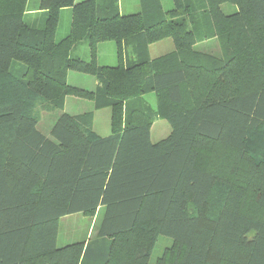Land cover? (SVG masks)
<instances>
[{"label":"trees","instance_id":"1","mask_svg":"<svg viewBox=\"0 0 264 264\" xmlns=\"http://www.w3.org/2000/svg\"><path fill=\"white\" fill-rule=\"evenodd\" d=\"M28 1L0 0V133L11 131L0 264H264V0H171L166 10L138 0L128 14L119 0ZM32 10L39 20L27 19ZM64 10L69 31L56 38ZM167 38L173 49L151 57ZM213 38L218 54L194 47ZM82 39L89 58L70 57ZM108 41L116 66L97 63ZM69 70L94 76L96 90L69 85ZM66 95L110 108V133H94L89 112H62L51 138L40 132L28 99ZM156 118L170 131L152 142ZM98 209L94 239L57 246L62 217ZM160 235L171 244L150 262Z\"/></svg>","mask_w":264,"mask_h":264},{"label":"rangeland","instance_id":"2","mask_svg":"<svg viewBox=\"0 0 264 264\" xmlns=\"http://www.w3.org/2000/svg\"><path fill=\"white\" fill-rule=\"evenodd\" d=\"M77 1L79 2L81 0H76V2ZM162 2H163V8L165 10L172 7L171 0H162ZM32 6L36 7L37 4L33 5L31 0H29L27 2V8L32 9ZM119 6L121 12L124 14L134 13L139 11L138 0H119ZM222 8L225 13H232L235 9L234 6L229 4H224ZM69 27H70V10H64L61 12L59 17L58 27L56 30V38H60L65 34H67L69 31ZM215 43L216 42L214 41L213 44ZM169 44L172 45V41L170 38L163 39L161 41L151 44L149 46V55L151 57H155L169 51L170 49L169 47H167V45ZM213 44L210 45L208 44V46L213 48ZM217 46L215 45V47ZM98 51L99 53L97 54V63L99 65L116 66L118 64L117 56H116V47L113 41L101 43ZM70 57L72 58L81 57L84 58L85 60L89 58L86 39H82L80 42L76 44L73 50L71 49ZM92 79L94 78L90 74H84L72 70H69L67 73V82L71 86L75 85L74 87L82 86L86 89L92 88L91 87ZM11 98L13 97L11 96ZM143 98L150 106L152 107L156 106V97L154 93H146L145 95H143ZM65 99L67 100L65 101ZM28 100L29 102L26 105L27 111H29L32 115L36 117L37 129L49 138H51L50 136L51 126L55 121V119L59 116L60 112L63 110L65 105H66V109L69 110V113L67 114L74 115L72 114V112L86 111L89 112L87 113L88 115L92 116V122H93V113L91 111H87L89 109H86L87 103H89V101H92L90 99H86L74 95H66L63 97V99L62 98L58 99L57 102L42 100V102L39 101L35 103L34 99L29 98ZM75 101L77 102L75 103ZM60 102H62V107L60 106L61 105ZM82 104L83 107H81ZM93 107H94V103H93ZM81 114L84 113H79L77 115H81ZM98 129H99L98 123H95V130L92 128V131L98 134L96 131ZM109 129L111 130V127H109ZM260 133L261 131L251 133L250 146L251 149L254 151H258L259 149L257 135H260ZM10 136H11V131L9 129L4 130L2 131V133H0V154H3L2 144L4 143L5 140L9 139ZM152 138L155 137L153 136ZM254 214L257 216L262 215L261 211L256 209L254 210ZM101 216H102V211L98 209L95 215L92 217L85 216L81 213H75L62 217L59 220V227H58L57 241H56L57 246L61 247L66 244L79 240L87 241L94 239L97 225ZM170 244H171V240L168 237L162 235L158 236L151 250L149 261L154 262L162 254L164 248L170 246Z\"/></svg>","mask_w":264,"mask_h":264},{"label":"crops","instance_id":"3","mask_svg":"<svg viewBox=\"0 0 264 264\" xmlns=\"http://www.w3.org/2000/svg\"><path fill=\"white\" fill-rule=\"evenodd\" d=\"M31 2H32L33 5H36L37 4V0H31ZM75 2H76V0H75ZM33 8H36V7L35 6H32V9ZM27 15L29 16L28 19H30V20H33V19L34 20H39L40 17H41V13L39 12V10H32ZM214 41L216 42L215 44H213ZM100 44L98 45V50H99ZM208 44L209 45L210 44H213V48L209 47ZM215 45L217 46V40L213 38V39H209V40H204V41H201V42H197L194 47L197 50H199V51L210 52V53H213V54H218L219 53V47L218 46L215 47ZM167 47H169V49H170L169 51H171L173 49V45H170L169 44V45H167ZM169 51H167V52H169ZM167 52H165V53H167ZM98 53H99V51H97V54ZM165 53H163V54H165ZM124 56H125L124 59H126V61H130L133 58V56L130 53V51L125 52V55ZM93 78H94V76H93ZM97 85H98V83H97L96 79L94 78L91 81V87L92 88H89V89L87 88L86 89V88H84L82 86H76V87H79V88H82V89H85V90H89V91H94V90H96ZM73 86H75V85H73ZM66 100L67 99H65V101ZM76 102L77 101H75V103ZM78 104H80V103H78ZM81 107H83V104L81 105ZM86 109H89L87 111H91L93 113L92 128L95 130V123H98L99 129L96 130L97 133L100 136H104V135L109 134L110 133V129H109V127H110V108L105 107V108H101V109H95L93 107V102L92 101H89V103H87V108ZM62 112L69 113V110L66 109V105L64 106V108L60 112V114ZM84 112H86V111H82V112L81 111H79V112H72V114L77 115L79 113H84ZM169 131H170V126H169V123L167 122V120L166 119H163V118H156L153 121V123H152V125L150 127V138H151V141L152 142L159 141L160 139H162L165 136H167L168 133H169ZM153 136L155 138H152Z\"/></svg>","mask_w":264,"mask_h":264}]
</instances>
